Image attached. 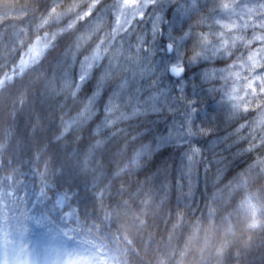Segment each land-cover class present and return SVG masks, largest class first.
<instances>
[{
    "label": "snow or ice",
    "instance_id": "obj_1",
    "mask_svg": "<svg viewBox=\"0 0 264 264\" xmlns=\"http://www.w3.org/2000/svg\"><path fill=\"white\" fill-rule=\"evenodd\" d=\"M204 9L201 0H51L33 35L27 41L17 37L10 49L5 45L0 51V87L19 82L26 93L38 91L41 103L63 97L57 140L96 119L95 135L106 130L112 137L123 134L125 148L138 142L122 172L140 169L164 143L182 149L175 187L178 201L187 202L195 195L194 175L202 164L207 173L212 162L194 144L211 129L196 123L201 109L185 94L186 68L203 69L193 87L200 89L208 114L226 109L227 119L237 125L233 134H251L246 150L264 148V0H213ZM224 20L228 23H220ZM52 23L58 25L55 31H40ZM161 37L167 40L165 63L158 66L153 57ZM53 51L59 53L55 64L50 62ZM153 115L171 120L156 124L155 130L136 127L130 133L122 127ZM104 142L98 140L96 146ZM255 163L264 169V157ZM50 174L47 165L36 173L40 187L35 203L48 204ZM168 187L163 183L156 188L147 178L138 195L163 203ZM72 198L59 193L48 209L32 215L18 198L0 196V264H126L127 250L121 252L105 230L111 212L82 217L79 207L70 205ZM97 200L103 204V190ZM57 210L66 227L53 222L50 212ZM177 219H182L179 209ZM257 226L253 219L250 227ZM30 231L44 237L39 250L25 246ZM101 248L110 254L98 252Z\"/></svg>",
    "mask_w": 264,
    "mask_h": 264
},
{
    "label": "trees",
    "instance_id": "obj_2",
    "mask_svg": "<svg viewBox=\"0 0 264 264\" xmlns=\"http://www.w3.org/2000/svg\"><path fill=\"white\" fill-rule=\"evenodd\" d=\"M212 2L201 0L205 12ZM50 4L51 0H0V51L5 45L10 49L17 37L27 41ZM56 27L55 23L40 31H55ZM166 43L165 37L155 42L153 59L158 66L164 63L162 48ZM58 45L62 48L64 41H59ZM58 55V51L52 52V64L56 63ZM202 70L201 65L186 68L185 94L197 100L201 109L196 123L211 129L207 136L196 137L194 144L212 164L207 173L202 164L194 175L196 189L192 199L178 201L175 187L182 149L164 143L140 169L131 174L122 172L138 142L125 148L123 134L112 137L106 130L95 135L100 123L96 119L57 140L61 132L63 97L41 103L38 91L26 93L19 82L0 87V196L10 200L18 198L21 207L32 215L44 212L57 194L65 192L72 195L69 203L79 207L82 217H102L103 210H109L111 218L105 230L110 234V241L116 238L121 252L127 250L126 264H158L161 260L165 264H264V169L255 163L258 157H264V148L258 152L246 150L251 134L247 130L233 134L237 125L227 119L226 109H217L215 116L208 114L207 103L201 102L204 98L200 89L193 87ZM68 104L71 105V101ZM170 120V116L153 115L133 122L132 127L127 124L122 127L130 133L136 127H140L137 131L155 130L156 124ZM9 129L11 135H8ZM148 139L151 137L144 138V142ZM98 140L105 142L97 147ZM45 165L54 173L49 176L53 188L49 191L48 204L41 205L35 203L34 193L40 187L36 173L44 171ZM147 178H151L156 188L168 184V198L163 203L159 198L148 201L138 195ZM102 190L101 205L97 196ZM246 197L261 207L256 228L250 227V218L242 208ZM178 209L182 213L179 220ZM50 216L55 224L67 226L61 221L59 210L50 212ZM40 234L30 231L25 246L39 250L43 241ZM97 251L110 254L108 248Z\"/></svg>",
    "mask_w": 264,
    "mask_h": 264
},
{
    "label": "rangeland",
    "instance_id": "obj_3",
    "mask_svg": "<svg viewBox=\"0 0 264 264\" xmlns=\"http://www.w3.org/2000/svg\"><path fill=\"white\" fill-rule=\"evenodd\" d=\"M225 2H226V0H225ZM165 12L167 13V8L165 9ZM168 17H169V19L170 18H173V19L175 18L174 17V14L171 15V16H168ZM220 23H222V24L223 23H228V21L227 20H224V21H221ZM54 24L55 23H52L51 25H54ZM219 30L220 31L227 32V29H219ZM163 49L164 48H162V52L165 54V52L163 51ZM164 63H165V60H164ZM246 202H247V204H250L251 206L248 207L247 204H246ZM242 208L246 212V214L249 216V218H250V224L252 223L253 219H255L256 220V223L258 225V222L260 221L259 216H260V212H261V207L258 205V203L257 202L255 203L252 199H250V197H246L245 200H244V202H243V204H242ZM101 258H103V256Z\"/></svg>",
    "mask_w": 264,
    "mask_h": 264
}]
</instances>
